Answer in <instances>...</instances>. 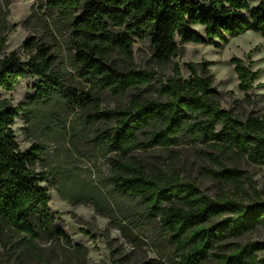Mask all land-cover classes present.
Returning a JSON list of instances; mask_svg holds the SVG:
<instances>
[{"label":"trees","instance_id":"16d2710c","mask_svg":"<svg viewBox=\"0 0 264 264\" xmlns=\"http://www.w3.org/2000/svg\"><path fill=\"white\" fill-rule=\"evenodd\" d=\"M258 1L251 8L249 0H46V6L59 15L82 10L70 24L68 39L86 88L71 89L64 97L90 124H109L98 128L89 140L112 156L115 188L137 200L139 210L125 215L124 224L138 228L147 217L154 218L172 245L170 264H264V240H244L255 228L264 227V187L246 169L264 167V110L242 114L223 108L211 61L186 63L188 77L174 62L181 51L177 38L221 47L229 36L247 30L264 35V0ZM137 40L150 42L149 68L133 66ZM24 45L28 60L16 51L2 55L6 36L0 35L4 264H23L36 257L42 234L58 237L78 251L84 249L54 225L51 196L42 182L56 185V179L48 170H37L43 145L33 142L23 150L17 141L13 125L30 105L23 108L1 96V90H13L28 76L41 82L36 94L28 97L31 105L45 101L60 87L53 46L35 36ZM231 62L239 88L246 93L236 104L252 105L250 90L261 70H253L238 56ZM167 69L171 74L163 72ZM154 81L163 99L146 96ZM107 93L129 99L114 108L103 107ZM191 141L203 144L198 147L207 162L203 169L220 186L215 195L202 191L176 167L167 169L142 155L159 149L173 157L177 146ZM102 201L70 202L93 204L99 210ZM108 216L117 218L114 213Z\"/></svg>","mask_w":264,"mask_h":264},{"label":"rangeland","instance_id":"374dc122","mask_svg":"<svg viewBox=\"0 0 264 264\" xmlns=\"http://www.w3.org/2000/svg\"><path fill=\"white\" fill-rule=\"evenodd\" d=\"M8 1V2H7ZM258 0H249L252 8ZM76 9L66 15H59L46 6V0H0V35L6 36L2 55L16 51L24 60L30 58L24 42L36 37L53 46L56 56L54 71L60 79V87L45 101L31 105L29 96H34L41 85L40 79L28 76L21 79L11 91L1 90L2 98L14 105L27 108L20 112L13 128L21 149H28L33 142L43 145L37 167L48 170L55 183L42 182L50 193L49 211L54 225L64 229L73 239L74 245H67L58 237L48 238L42 234L38 240L36 257L23 264H170L174 258L172 245L167 234L154 218L141 221L138 228L124 224L125 215L135 214L139 205L135 198L120 193L114 186V168L111 155L89 139L98 128L109 126L106 122L90 124L79 109L67 103L64 93L71 89L83 90L86 85L78 76L79 65L75 61V49L69 42L70 24L81 13ZM249 15V11H245ZM202 31L203 27L198 26ZM181 51L174 59L181 67L184 77L190 72L186 63L211 61L210 69L215 76V87L221 94L223 108L238 113L251 114L264 110V35L247 30L239 36H229L221 47L209 44L184 43L177 38ZM133 66H152V48L149 41L137 40L134 44ZM233 56L243 59L253 70L260 69V76L250 90L254 103L236 104L246 93L239 88V79L231 62ZM171 74V70L163 71ZM154 81L146 90V96L163 99L156 90ZM128 96L104 95L103 107L114 108L127 102ZM27 118L30 122H28ZM194 141L182 143L175 148L176 154L168 157L157 149L152 153L142 152L150 163L162 167H176L182 176L194 181L202 191L215 195L220 186L203 169L207 164L198 152ZM153 156V158H152ZM259 187H264V167H246ZM248 186V184H245ZM103 194L110 203L102 201ZM102 201L99 210L84 202ZM114 213L117 218L108 214ZM124 227H121V226ZM264 240V227L249 232L244 240ZM4 251L0 245V264H4Z\"/></svg>","mask_w":264,"mask_h":264}]
</instances>
